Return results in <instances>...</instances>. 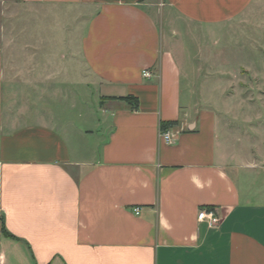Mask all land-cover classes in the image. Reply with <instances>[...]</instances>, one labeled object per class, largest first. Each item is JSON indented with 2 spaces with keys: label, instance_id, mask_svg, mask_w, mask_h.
I'll list each match as a JSON object with an SVG mask.
<instances>
[{
  "label": "crops",
  "instance_id": "1",
  "mask_svg": "<svg viewBox=\"0 0 264 264\" xmlns=\"http://www.w3.org/2000/svg\"><path fill=\"white\" fill-rule=\"evenodd\" d=\"M19 1L78 9L85 30L70 64L68 40L65 51L40 34L27 70H13L18 95L31 89L23 100L6 99L0 46V264H264V164L221 137L226 118L202 105L227 95L210 80L196 93L177 41L179 21L212 31L264 0ZM69 74L96 91L107 129L92 156L62 117ZM202 209L220 223L199 220Z\"/></svg>",
  "mask_w": 264,
  "mask_h": 264
},
{
  "label": "rangeland",
  "instance_id": "2",
  "mask_svg": "<svg viewBox=\"0 0 264 264\" xmlns=\"http://www.w3.org/2000/svg\"><path fill=\"white\" fill-rule=\"evenodd\" d=\"M64 9L55 11L53 8L32 6L19 0H0V46L5 50V63L9 69L5 82L7 101L13 95L22 99L31 94L30 88H24L21 90L24 96L18 95L20 91L13 70H18V65L27 70L29 63L26 50L43 46L45 40L40 34L46 32L52 36L60 35L61 39L57 42L59 48H65V51L71 45L72 48L69 46L67 49L69 64L79 57L76 50L85 30V22L81 20L83 15L78 13V9ZM170 28L171 24L165 21L163 29L166 36L170 34ZM177 29V41L182 48H187L186 53L189 54L184 57L179 55L185 74L190 77L196 74L197 84L201 87L210 81L217 83L215 90H223L227 95L220 104L202 105L216 109L226 118L227 131L224 132L222 121L221 137H227L229 145L239 148L246 159L255 157L264 164V5L212 31L193 24L190 27L186 21H179ZM67 40L69 44L65 45ZM55 42L54 47H58ZM17 49L23 50L20 53L24 54L13 56L11 53ZM191 64L196 66L197 73L190 71ZM77 75L72 74L70 77L69 74L67 108L62 117L66 122L67 133L81 140L83 149L89 148L88 154L92 156L97 152V145L107 135V129L102 123L100 111L96 110V91L86 85L85 78L80 81ZM187 84L185 78L186 95L189 92ZM198 90L202 91L203 87L197 88L196 93H199ZM79 128L93 133H86L82 138L77 134ZM222 142L220 139L221 145ZM259 179L258 186H264V174H260ZM260 191L258 198L264 202V188Z\"/></svg>",
  "mask_w": 264,
  "mask_h": 264
},
{
  "label": "built area",
  "instance_id": "3",
  "mask_svg": "<svg viewBox=\"0 0 264 264\" xmlns=\"http://www.w3.org/2000/svg\"><path fill=\"white\" fill-rule=\"evenodd\" d=\"M145 76H149L150 73L148 71H145ZM161 137L164 139L166 142L171 143L174 141L173 134L170 130H162L161 132ZM134 212L136 214H139V207L134 208ZM199 220L201 221H207L210 226H217L221 218L216 214V212L213 209H202L199 212L198 215Z\"/></svg>",
  "mask_w": 264,
  "mask_h": 264
},
{
  "label": "trees",
  "instance_id": "4",
  "mask_svg": "<svg viewBox=\"0 0 264 264\" xmlns=\"http://www.w3.org/2000/svg\"><path fill=\"white\" fill-rule=\"evenodd\" d=\"M131 100H133V103H134V106H135V108H137V106H138V99L137 98H131Z\"/></svg>",
  "mask_w": 264,
  "mask_h": 264
}]
</instances>
